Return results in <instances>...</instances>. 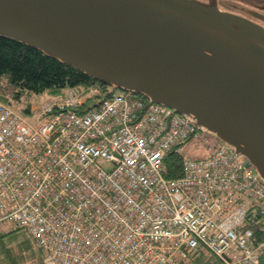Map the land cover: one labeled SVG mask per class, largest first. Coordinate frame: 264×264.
<instances>
[{
    "label": "built area",
    "instance_id": "built-area-1",
    "mask_svg": "<svg viewBox=\"0 0 264 264\" xmlns=\"http://www.w3.org/2000/svg\"><path fill=\"white\" fill-rule=\"evenodd\" d=\"M33 108L36 122L0 100V229L25 228L45 264H184L200 249L264 264V183L228 144L199 140L213 134L196 118L98 84Z\"/></svg>",
    "mask_w": 264,
    "mask_h": 264
},
{
    "label": "water",
    "instance_id": "water-1",
    "mask_svg": "<svg viewBox=\"0 0 264 264\" xmlns=\"http://www.w3.org/2000/svg\"><path fill=\"white\" fill-rule=\"evenodd\" d=\"M244 1L0 0V34L190 114L264 183V0Z\"/></svg>",
    "mask_w": 264,
    "mask_h": 264
},
{
    "label": "trees",
    "instance_id": "trees-1",
    "mask_svg": "<svg viewBox=\"0 0 264 264\" xmlns=\"http://www.w3.org/2000/svg\"><path fill=\"white\" fill-rule=\"evenodd\" d=\"M95 84L103 88L104 95L111 94L110 85L94 79L79 68L35 46L0 34V100L15 107L23 115L34 111L31 97L35 94L49 92L51 95L48 98L61 97L70 87L85 92ZM136 94L149 100L144 94ZM24 99L25 105L19 109L18 102ZM165 161L168 177L175 178L183 174V159L175 150L169 152ZM254 229L256 241L264 239V218ZM44 255L45 251L25 228L14 226L0 229V264H39L44 262ZM184 264L225 263L211 252L200 249L187 257Z\"/></svg>",
    "mask_w": 264,
    "mask_h": 264
},
{
    "label": "rangeland",
    "instance_id": "rangeland-1",
    "mask_svg": "<svg viewBox=\"0 0 264 264\" xmlns=\"http://www.w3.org/2000/svg\"><path fill=\"white\" fill-rule=\"evenodd\" d=\"M226 1H231V2H238L241 4H245L244 0H226ZM222 6H226L225 4L222 3ZM110 90H114L116 92H119L121 89L115 88L114 86L110 85L109 86ZM66 90L64 91V93L61 95L63 96L65 94ZM51 95V93L49 92H44V93H40V94H35L31 97V100L33 102V106H35L38 103H41L43 100H45L46 98H48V96ZM25 99L21 102H18V108L21 109L24 105H25ZM28 117H30V120L32 122H36V115H35V111H33L32 113H28L26 114ZM204 141L206 144H212L214 143L216 140H219L216 136L214 135H210L208 138L206 137V135L204 133H200V139ZM195 144H200V141H196L195 139L189 142V149L188 152L191 154H196V153H201L202 152V148L199 146L197 147ZM6 228V227H5ZM8 239V238H6ZM39 264H45L44 262H40Z\"/></svg>",
    "mask_w": 264,
    "mask_h": 264
}]
</instances>
